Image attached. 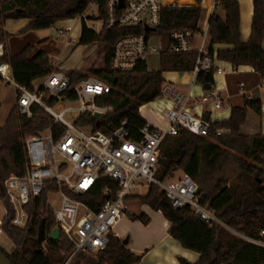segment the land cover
<instances>
[{"label": "trees", "instance_id": "16d2710c", "mask_svg": "<svg viewBox=\"0 0 264 264\" xmlns=\"http://www.w3.org/2000/svg\"><path fill=\"white\" fill-rule=\"evenodd\" d=\"M194 7L174 5L162 11L161 25L150 37H161L165 45L162 55V69L149 72L146 62L128 73L110 70L112 49L115 42L124 36L143 34L142 27L135 29H107L96 33L82 20L80 47L99 45L103 57V68L92 67L86 74L72 71L69 75L74 82L96 77L111 87L110 93L100 100L101 106L112 107L113 113L97 127V131L109 133L121 121L126 120L131 132L137 136L146 121L140 116V108L159 99L165 84V72H192L196 54L171 55L172 34L198 31L201 19L202 0H195ZM106 0H0V44H7L10 35L4 30L9 20H28L30 23L20 35L34 31L49 30L63 21L82 17L90 5L98 7L100 19H105ZM216 6L226 13V20L213 15L209 21L210 52L215 56L214 46L228 45L232 49L219 50L216 58L228 63L234 69L251 67L264 79V0H254L252 34L248 42L241 40L240 6L238 0H218ZM21 11V12H19ZM35 47L27 46L19 54H7L0 64L11 67L15 82L33 89V83L46 77L53 69V60L45 52L32 57ZM5 66H0L4 68ZM197 83L206 92L214 87L213 73H200ZM261 115L259 101L245 98L242 107H233L227 122L212 123L208 137H200L182 130L176 137H168L160 147L157 180L165 182L175 174L190 176L199 187L200 203L212 209L216 216L232 230L249 237L260 239L264 231V135L247 137L241 133L247 122L248 111ZM34 118L27 120L19 116L17 106L10 113L5 125L0 128V199L4 201L9 216L4 219L5 235L18 250L9 255L0 251L14 264H64L74 252V246L64 233L59 240H51V234L58 227L54 212L48 207V191L34 201L28 211L31 224L27 229L12 225L14 213L6 200L4 184L12 175L25 173L24 142L29 136L39 135L53 127L55 138H59L61 127L54 126L53 119L41 108L34 107ZM88 119H83L87 122ZM228 129L230 134L218 136L216 131ZM262 182V183H260ZM115 183L104 179L98 186L81 199L97 210L105 201L102 190ZM125 215L134 222L148 226L151 218L144 212L147 206L154 212H161L170 222L169 234L186 250L200 255L196 264H264V248L240 240L226 229L209 227L195 218L189 208L175 210L165 194L151 186L145 196H130L125 200ZM99 207V206H98ZM124 240L112 236L105 251L97 257L78 254L71 264H140L142 258L133 254L124 245ZM62 255L61 261L54 262L47 255ZM180 264H191L180 260Z\"/></svg>", "mask_w": 264, "mask_h": 264}, {"label": "built area", "instance_id": "2783aa9c", "mask_svg": "<svg viewBox=\"0 0 264 264\" xmlns=\"http://www.w3.org/2000/svg\"><path fill=\"white\" fill-rule=\"evenodd\" d=\"M162 0H106L105 19L96 33L107 29H135L150 27L155 31L160 27ZM99 14V12H98ZM100 18V16H99ZM59 34L69 43H75L72 28L59 29ZM143 34L127 35L119 38L112 49L110 70L115 73H128L135 70L140 62H146L157 49L151 46L154 37ZM198 32L174 33L171 37L170 52L179 55L192 51L191 42ZM7 54V46L0 44V59ZM9 74L0 70V80L11 84L16 92L17 110L20 117L34 118V107L44 110L54 126L61 127L59 138H55L53 127L36 136H29L24 142L25 173L12 175L5 182L6 200L11 206L14 218L12 225L27 229L32 220L29 206L42 194L56 191L61 195L62 204L54 211L60 233H64L74 246V252L66 264H71L78 254L95 257L106 250L110 236L125 216V200L133 196L134 189L141 190L146 184L149 189L156 186L165 194L175 210L189 208L193 216L209 227H229L224 224L208 206L200 203L199 187L185 174L169 183L157 180L160 147L168 137H176L182 130L200 137H208L212 122L194 115L190 106L191 97L165 85L159 99L167 98L173 108L166 110L163 118L166 127L148 122L135 136L126 120L109 132L97 131L96 127L113 113L112 107L101 106L100 100L110 93L111 87L96 77L74 82L69 75L72 71L63 70L53 61V69L46 77L33 83V89L17 84L11 67ZM232 72H235L234 70ZM200 73L227 75L228 71L217 65L205 44L197 52V60L192 71L197 79ZM264 87V82H263ZM242 91L244 84H240ZM209 100L215 111L224 108V101L215 90L209 92ZM100 117H97L99 116ZM83 119H88L83 122ZM218 136L230 134L228 129L216 131ZM115 183L102 190L105 201H95L97 210L92 209L81 197L93 191L104 180ZM48 205V201H47ZM99 206V207H98ZM49 207V206H48ZM9 216L6 209L5 217ZM4 220L0 221V237L5 236ZM243 239L255 246L264 248V231L260 239Z\"/></svg>", "mask_w": 264, "mask_h": 264}, {"label": "crops", "instance_id": "0c3cea01", "mask_svg": "<svg viewBox=\"0 0 264 264\" xmlns=\"http://www.w3.org/2000/svg\"><path fill=\"white\" fill-rule=\"evenodd\" d=\"M218 0H202L201 8L202 15L198 23V34L193 38L191 42L192 51L187 54H196L198 49L205 44L210 50V38H209V21L213 15L219 16L222 20H226V13L216 6ZM240 6V33L241 40L248 42L252 34V23L254 17V0H238ZM178 5L180 7H194L196 6L195 0H166L164 7H171ZM72 21V20H70ZM70 21H63L58 24H66ZM30 23L28 20H9L5 23L4 30L10 35V38L22 40L24 37L32 39L33 34L37 31L30 32L21 36L20 32L24 30ZM66 28H72V37L75 30L73 25H66ZM82 28V27H81ZM32 37V38H31ZM81 37V31H80ZM79 37V39H80ZM158 37V36H155ZM75 39V38H74ZM153 39V38H152ZM27 42V41H26ZM156 43V44H155ZM35 44L29 40L24 43L19 51L15 54L22 52L27 46ZM151 46L155 47L157 51L148 56V58H155L159 62V66L156 68L149 67L148 61L146 64L149 72H158L162 69V55L165 53V45L161 37L158 40L150 41ZM157 45V46H154ZM7 52H10L8 42L6 44ZM33 46V45H32ZM171 55H175L170 52ZM264 48V41H263ZM53 44H42L39 42V46L35 47L32 57L39 52L47 53L53 61L58 62L62 67V51L56 52ZM215 57L219 50L232 49V46L228 45H216L214 46ZM147 58V59H148ZM196 63V62H195ZM225 64L224 62H222ZM227 64V75H214V87L213 90H221L219 93L224 101V108L220 111H215L212 103L209 100V92H206L204 88L197 83V79L194 78L192 72H165L163 79L165 80L164 86L169 80V85L174 87L177 91L181 89L183 94L194 96V100H190V106L195 111L199 112L205 120L212 123L227 122L231 118L233 107H242L245 98L250 100L259 101L262 105L261 115L257 114L253 110L248 111L247 122L242 127L241 133L247 137H255L258 135H264V79H261L251 67H239L234 69L232 65ZM223 67V65H220ZM0 70L4 71L6 75L9 74L8 68L4 67ZM235 72H232V71ZM167 73V74H166ZM168 75V78L166 77ZM240 84H244L245 90L242 91ZM179 88V89H177ZM179 92V91H178ZM180 92V93H181ZM153 103V102H152ZM144 105L140 108V116L148 123L166 127V121L163 118L164 111H155L149 109V105ZM170 100H166L161 108L162 110H168L172 107ZM6 122V121H5ZM1 124V123H0ZM4 126V123L0 128ZM134 196V195H133ZM145 196V195H139ZM145 213L151 218V222L148 226H144L140 222H134L127 218L125 215L119 225L116 227L114 237L124 240L127 236L129 244L127 246L133 254L141 257L140 264H180V260H185L191 264H196L200 260V255L186 250L182 245L174 240L170 234V222L166 220L161 212H154L149 207H143Z\"/></svg>", "mask_w": 264, "mask_h": 264}, {"label": "rangeland", "instance_id": "374dc122", "mask_svg": "<svg viewBox=\"0 0 264 264\" xmlns=\"http://www.w3.org/2000/svg\"><path fill=\"white\" fill-rule=\"evenodd\" d=\"M166 0H162L163 4ZM82 20H84L89 27L95 26L98 30L102 26V22L99 18L98 14V7L95 5H90L86 12L83 14L82 17L76 18L69 23L66 24H56L54 27H52L49 30H42V31H37L33 34V38L29 39L23 38L22 40H17L13 39L12 37L8 40V45L11 54L16 53V51H19L20 47L25 43H27L29 40L31 44L34 47L39 46V42L42 44H53L54 49L56 52H61L62 53V67L66 70H78L82 71L84 74H86L92 67H94L97 70H101L103 66V57H101L100 52L103 50V47L99 45L95 46H90V47H80L78 46L79 42V37H80V31L82 27ZM66 25H73L75 27L73 37L75 38L76 42L75 43H69L66 41V39L62 38L59 34V29H66ZM28 34V33H27ZM30 34V32H29ZM26 35V34H24ZM23 36V35H21ZM154 40H158V37H153ZM151 39V41L153 40ZM27 41V42H26ZM156 44V43H155ZM157 46V45H154ZM149 67L156 68L159 66V62L155 58H148L147 59ZM217 65H223V68H227V64H223L222 62L217 60ZM168 73V72H167ZM166 73V74H167ZM169 74V73H168ZM219 74L215 73V76ZM168 78V75H166ZM167 80V84L169 85V80ZM179 89V88H177ZM181 92V89L178 90ZM217 93H221L222 91L217 89L215 90ZM182 93V92H181ZM192 100H194V96H191ZM168 101L169 99L163 98V99H158L155 102H153L151 105H149V109L155 110V111H164L162 110L160 106L164 104V102ZM172 103V102H171ZM17 106V97H16V92L13 88V86L5 81L0 80V127L5 121H7L10 113L15 109ZM173 108V105L172 107ZM191 112L196 115L200 116L199 112L197 111H192ZM182 176L181 172H178L175 174V179H179ZM166 183H169L167 180ZM144 187L141 190L134 189L132 191V195H147L149 192V187L144 184ZM5 186V185H4ZM48 197V206L49 208L54 212L58 211L61 207L62 204V198L61 195L57 194L56 191H50V193L47 195ZM5 204L2 199H0V221L5 219ZM128 218V217H127ZM230 234L235 236L236 238L243 240V237H246L231 228L227 230ZM112 235L110 236V238ZM128 237L126 236L124 240H127ZM0 248L5 251L9 255H13L17 250V246L5 235L3 237H0ZM47 250V255L52 259V261L57 262L61 261L63 259L62 255H57L52 253L48 248ZM97 257V255H95ZM67 260H65L64 264H66Z\"/></svg>", "mask_w": 264, "mask_h": 264}, {"label": "water", "instance_id": "95a60500", "mask_svg": "<svg viewBox=\"0 0 264 264\" xmlns=\"http://www.w3.org/2000/svg\"><path fill=\"white\" fill-rule=\"evenodd\" d=\"M121 8H123V0H121ZM19 12H21V11H19ZM145 31L146 32H152V33H155V30L154 29H152V28H150V27H145ZM97 117H100V115L99 116H97ZM260 183H262V182H260ZM60 236H61V233H60V230L58 229V228H56V229H54L53 231H52V234H51V240H54V241H57V240H59V238H60ZM124 245L125 246H128V244H129V240L127 239V240H124ZM0 264H14L12 261H10L1 251H0Z\"/></svg>", "mask_w": 264, "mask_h": 264}]
</instances>
